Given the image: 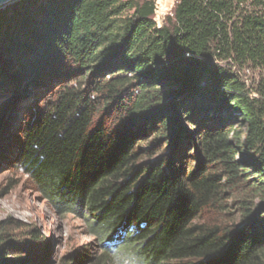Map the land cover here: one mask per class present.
Masks as SVG:
<instances>
[{
  "label": "trees",
  "instance_id": "trees-1",
  "mask_svg": "<svg viewBox=\"0 0 264 264\" xmlns=\"http://www.w3.org/2000/svg\"><path fill=\"white\" fill-rule=\"evenodd\" d=\"M154 10L0 8V101L36 91L20 165L146 264H264V82L254 95L218 63L264 68V0H178L163 27ZM12 227L0 222V264H27L5 252Z\"/></svg>",
  "mask_w": 264,
  "mask_h": 264
},
{
  "label": "rangeland",
  "instance_id": "rangeland-1",
  "mask_svg": "<svg viewBox=\"0 0 264 264\" xmlns=\"http://www.w3.org/2000/svg\"><path fill=\"white\" fill-rule=\"evenodd\" d=\"M177 1L164 0L174 8ZM174 8L166 22L174 16ZM218 63L258 95L256 89L264 82V68ZM35 94L32 90L28 95L0 101V222L13 224L16 234L13 246L5 250L8 258L23 257L27 264H146L138 247L124 241L125 233L115 232L104 241L83 214L50 203L20 165L21 129L31 117L29 106L34 104ZM84 214L89 217L88 212ZM32 230L37 231L39 240L32 236Z\"/></svg>",
  "mask_w": 264,
  "mask_h": 264
},
{
  "label": "built area",
  "instance_id": "built-area-1",
  "mask_svg": "<svg viewBox=\"0 0 264 264\" xmlns=\"http://www.w3.org/2000/svg\"><path fill=\"white\" fill-rule=\"evenodd\" d=\"M154 1V21L158 27H163L167 16L173 10V5H168L164 0H153Z\"/></svg>",
  "mask_w": 264,
  "mask_h": 264
},
{
  "label": "water",
  "instance_id": "water-1",
  "mask_svg": "<svg viewBox=\"0 0 264 264\" xmlns=\"http://www.w3.org/2000/svg\"><path fill=\"white\" fill-rule=\"evenodd\" d=\"M16 1V0H0V8H4L9 3Z\"/></svg>",
  "mask_w": 264,
  "mask_h": 264
}]
</instances>
